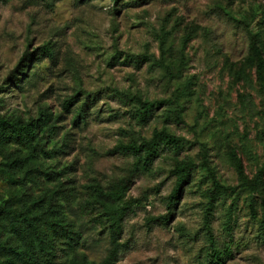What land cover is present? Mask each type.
I'll list each match as a JSON object with an SVG mask.
<instances>
[{
  "label": "rangeland",
  "instance_id": "obj_1",
  "mask_svg": "<svg viewBox=\"0 0 264 264\" xmlns=\"http://www.w3.org/2000/svg\"><path fill=\"white\" fill-rule=\"evenodd\" d=\"M227 14L252 21L264 50V0H0V84L26 49H49L30 63L22 87L4 92L5 110L61 116L70 148L44 160L75 180L77 200L64 210L91 261L110 248L96 188L109 192L134 173L118 264H209L217 252L227 254L225 264H264V85L247 60L245 33ZM139 100L152 105L144 122ZM155 131L183 139V148L177 156L161 144L143 170L144 156L120 147ZM179 163L191 165L192 177L161 225L155 220L168 212ZM212 175L226 188L214 200ZM58 189L33 186V196ZM22 195L0 160V206L10 200L21 209Z\"/></svg>",
  "mask_w": 264,
  "mask_h": 264
},
{
  "label": "trees",
  "instance_id": "obj_2",
  "mask_svg": "<svg viewBox=\"0 0 264 264\" xmlns=\"http://www.w3.org/2000/svg\"><path fill=\"white\" fill-rule=\"evenodd\" d=\"M151 0H141L149 2ZM119 2V0H116ZM228 19L237 29L242 30L247 38V60L256 67L257 74L264 85V50L261 47L258 33L253 31V23L248 19H236L230 14ZM40 52V53H39ZM46 46L31 52L26 49L16 67L9 71L0 84V160L11 177L20 179L23 187V201L27 204L15 208L13 201H7L0 206V264H118L122 257L124 244L121 242L125 224L129 215L131 201L123 204L126 192L134 183V173L123 179L113 190L105 192L101 187L96 188L94 202L103 209L109 225L110 248L106 257L99 263L91 261L87 254L81 252L82 232L75 222L65 213V206H71L77 200L78 188L75 180L64 178L61 172H54L46 165L44 158L66 154L70 148L69 132L63 137L61 116H52L48 110L40 109L36 116L28 119L16 113L5 110L4 92L10 87H22L30 63L39 62L44 54H48ZM130 57V56H129ZM144 56H138L133 61L143 63ZM89 98L92 97L88 95ZM75 98L64 104L68 110L75 103ZM141 110L137 113L140 122L147 120L152 105L139 100ZM84 111V109H83ZM183 139L165 131H155L152 139L141 143H130L120 149L130 155L144 156L146 167L153 164L159 157L158 149L166 144L175 151L176 155L183 148ZM49 145L52 146L48 149ZM71 167V166H68ZM177 181L169 196L168 212L155 221L167 225L179 202L183 189L192 177L191 165L179 163L175 168ZM242 176V182L248 187L255 184ZM213 190L211 199L214 200L226 188L212 175ZM57 183L59 189L50 192L47 199L33 196V186H45ZM85 203H87L85 201ZM122 203L123 206L119 207ZM92 204L90 201L87 205ZM58 249L64 254L59 255ZM227 254L217 252L209 260V264H225Z\"/></svg>",
  "mask_w": 264,
  "mask_h": 264
}]
</instances>
